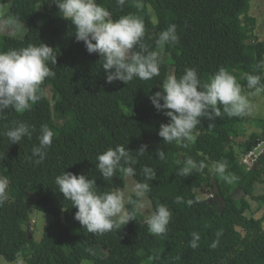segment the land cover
I'll list each match as a JSON object with an SVG mask.
<instances>
[{
  "label": "trees",
  "instance_id": "16d2710c",
  "mask_svg": "<svg viewBox=\"0 0 264 264\" xmlns=\"http://www.w3.org/2000/svg\"><path fill=\"white\" fill-rule=\"evenodd\" d=\"M253 1L143 0L145 7L138 11L133 0H126L123 8L116 0H97L113 20L140 16L145 23L143 42L150 51H160L156 44L160 33L170 24L177 25L179 42L163 46L160 75L148 81L134 78L125 85L106 83L100 57L76 41L75 26L60 16L51 0H21L19 7L11 0H0V4H11L9 15L16 14L21 21L27 15L30 21L25 22L24 37H1L0 51L43 42L57 55L56 65L48 64L54 75L41 85L42 98L24 113L8 109L0 115V142L14 122L33 128L31 138H22V148L3 166L9 199L0 206V256L8 262L20 256L26 264H264V156L263 166L254 173L241 165V156L264 141V121L259 120L258 130L248 136L246 116L229 118L221 110V116L212 121L202 118L193 132L194 141L181 147L159 137L160 125L169 118L149 99L169 75L179 78L185 68H195L201 81L208 82L225 67L239 75L243 92L253 90L247 88L246 74L261 75L264 80V69H257L264 60V40L258 38L257 20L250 14ZM152 16L158 23H152ZM49 88L54 104L47 96ZM42 126L54 132L53 142L45 160L35 164L29 158L39 145ZM117 145L134 156L141 145H147V152L138 157L134 178L145 182V166L156 171L154 180L147 181V196L154 209L165 204L172 212L166 234L153 235L140 213L120 230L91 234L74 219L76 209L59 193L55 177L63 171L96 179L99 193L124 187L126 177L120 171L104 181L95 167L97 156ZM158 150L164 151V160L157 158ZM188 158L204 161L207 167L186 177L178 175ZM218 161H227L226 171L238 177L237 194L232 193L231 184L210 174ZM206 189L216 199L203 200L199 192ZM177 196L184 202L177 204ZM188 200L193 201L191 206ZM34 208L53 217L41 243L25 229L31 226ZM127 208L131 210L130 205ZM193 232L201 237L195 249L190 247ZM217 233L219 244L212 248Z\"/></svg>",
  "mask_w": 264,
  "mask_h": 264
},
{
  "label": "clouds",
  "instance_id": "9594fccd",
  "mask_svg": "<svg viewBox=\"0 0 264 264\" xmlns=\"http://www.w3.org/2000/svg\"><path fill=\"white\" fill-rule=\"evenodd\" d=\"M59 10L60 16L71 22L75 29V39L83 42L89 54L100 57V65L105 71L106 83L115 81L129 84L135 79L148 81L160 75L161 53L165 44L174 45L179 42L177 25L170 24L162 31L156 41L160 51H150L143 42L145 37L144 20L134 14L122 15L113 20L108 9L97 0H51ZM134 7L139 11L145 5L143 0H133ZM126 0H116V5L123 8ZM151 12V9H149ZM6 23L22 31L17 19L9 18ZM152 23H158L152 16ZM49 62L56 65L57 55L54 48L41 42L39 46L28 45L20 49L0 51V115L12 109L24 113L31 109L42 97L41 85L46 78L54 75L48 66ZM257 69H264L261 60ZM247 88L255 92H264V80L261 75L246 74ZM158 112L168 117L167 123L160 125L158 135L165 143L175 142L181 147H188L195 137L193 132L201 123L202 118L210 121L221 116V110L229 118L250 115L252 105L243 93L242 85L225 67H220L208 82H202L195 68H185L184 74L177 78L169 75L162 83L160 91L149 97ZM211 127V125H209ZM33 128L25 122H14L7 130L10 145L19 144L22 138L32 136ZM54 132L47 126L40 129L39 145L33 147L29 158L35 164L42 163L47 150L53 142ZM147 152V145H141L133 152L123 145L108 148L97 156L96 169L104 181H111L120 171L125 177H134L138 157ZM157 158L164 160L163 150L157 151ZM207 167L204 161L197 163L192 158L184 161L178 171L180 176H189L193 170L202 172ZM227 161H218L210 167L209 172L218 175L226 183L231 184L238 179L228 173ZM145 182H134L130 187L116 188L110 192L99 193L96 179H89L85 174H73L63 171L55 177V184L64 200L71 202L76 209L74 219L91 234H106L120 230L147 206V194L150 184L156 177V171L148 166L142 168ZM9 180L0 177V206L9 199ZM177 204L183 203V197L175 198ZM191 206L193 201L188 200ZM126 205L131 206L129 210ZM172 212L165 204H159L147 215L145 223L153 235H164ZM217 240L210 245L216 248ZM201 237L198 232L191 233L190 247L199 246ZM16 264H24L18 256Z\"/></svg>",
  "mask_w": 264,
  "mask_h": 264
},
{
  "label": "rangeland",
  "instance_id": "374dc122",
  "mask_svg": "<svg viewBox=\"0 0 264 264\" xmlns=\"http://www.w3.org/2000/svg\"><path fill=\"white\" fill-rule=\"evenodd\" d=\"M13 4H16L17 7L21 6V0H11ZM11 8V4H0V41L1 37L5 35H12L15 37H24L27 33V29L25 27V24L29 21L28 16L26 15L25 20L21 21L16 16V14L9 15ZM251 16L257 20V29L256 34L260 40H264V0H254L252 3L251 8ZM9 18L17 19L20 24L22 25V31L20 33H16L15 29L8 25L6 21ZM26 22V23H25ZM30 22V21H29ZM29 24V23H28ZM31 24V23H30ZM32 26V24H31ZM237 81L239 78V75L233 74ZM245 95L248 96L249 101L252 105V111L250 115H246V123L244 125V130L247 132V135H251L254 131L258 130L257 122L259 120L264 121V93L263 92H255V90L252 91H246L243 92ZM47 96L52 102V104L55 103L54 93L53 89L49 88L47 90ZM8 129H5L2 135V139L0 142V177H5L3 174V166L5 161L14 153H16L18 150L22 148V142L20 141L19 144H11L5 135ZM237 142L244 141L243 139L236 140ZM235 147H238L237 144L232 143ZM220 180H223L220 177ZM126 183L125 186L130 187L132 183L137 182L134 177H126L125 179ZM232 185V193L237 194L239 192V185L234 181L231 183ZM124 186V187H125ZM213 194L211 190L206 189L204 191H200L199 195L203 200H208L210 195ZM214 195V194H213ZM34 198L37 197L36 194L32 195ZM215 198V197H214ZM216 199V198H215ZM146 208L140 212L142 218L146 220L147 215L150 213V211L154 210L153 204L149 197L147 196L146 201ZM128 207V205H126ZM31 226H25V229L27 231L32 232L33 238L36 243H41L45 232L47 230V227L49 223L53 220V217L47 213H43L38 211L37 209L31 210ZM23 258V257H22ZM24 264H26L25 258H23ZM0 264H16L15 262H8L6 259H4L2 256H0ZM89 264V263H86ZM148 264V263H147Z\"/></svg>",
  "mask_w": 264,
  "mask_h": 264
},
{
  "label": "built area",
  "instance_id": "2783aa9c",
  "mask_svg": "<svg viewBox=\"0 0 264 264\" xmlns=\"http://www.w3.org/2000/svg\"><path fill=\"white\" fill-rule=\"evenodd\" d=\"M262 156H264V141L259 142L249 153L241 156V165L249 173H254L263 166ZM212 198H214L213 194L210 195L209 199Z\"/></svg>",
  "mask_w": 264,
  "mask_h": 264
},
{
  "label": "water",
  "instance_id": "95a60500",
  "mask_svg": "<svg viewBox=\"0 0 264 264\" xmlns=\"http://www.w3.org/2000/svg\"><path fill=\"white\" fill-rule=\"evenodd\" d=\"M30 237H31V238H33V235H32V234H30Z\"/></svg>",
  "mask_w": 264,
  "mask_h": 264
}]
</instances>
